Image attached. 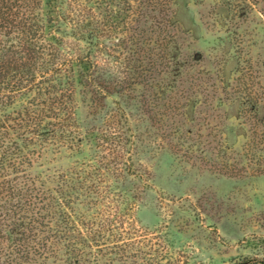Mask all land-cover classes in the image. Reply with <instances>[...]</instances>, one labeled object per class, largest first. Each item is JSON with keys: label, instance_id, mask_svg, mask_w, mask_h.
I'll return each instance as SVG.
<instances>
[{"label": "trees", "instance_id": "16d2710c", "mask_svg": "<svg viewBox=\"0 0 264 264\" xmlns=\"http://www.w3.org/2000/svg\"><path fill=\"white\" fill-rule=\"evenodd\" d=\"M230 10L240 25L264 17V0ZM189 66L173 0H0V264H173L168 249L134 251L151 174L137 165L145 132L127 112L182 140L199 93L183 87ZM238 72L248 145L264 152L261 76L251 63Z\"/></svg>", "mask_w": 264, "mask_h": 264}, {"label": "rangeland", "instance_id": "374dc122", "mask_svg": "<svg viewBox=\"0 0 264 264\" xmlns=\"http://www.w3.org/2000/svg\"><path fill=\"white\" fill-rule=\"evenodd\" d=\"M231 1L173 0L190 64L183 87L188 94L199 91L194 107L185 108L182 140L157 138L146 115L134 107L127 112L131 125L145 132L137 165L151 174L136 212L134 251L140 257L168 249L173 264H264V152L248 145L251 117L243 115L235 92L240 64L251 63L264 86V17L252 11L239 25ZM116 101L114 96L107 104L115 107ZM78 107L81 121L91 123L82 96ZM218 162L228 163V171Z\"/></svg>", "mask_w": 264, "mask_h": 264}]
</instances>
